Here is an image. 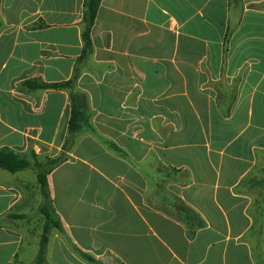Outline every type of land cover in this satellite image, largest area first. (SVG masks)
I'll list each match as a JSON object with an SVG mask.
<instances>
[{
    "label": "crops",
    "instance_id": "1",
    "mask_svg": "<svg viewBox=\"0 0 264 264\" xmlns=\"http://www.w3.org/2000/svg\"><path fill=\"white\" fill-rule=\"evenodd\" d=\"M85 3L0 0V148L60 155L72 92L88 117L48 262L264 264V0H102L82 59ZM32 182L0 167V264L38 254Z\"/></svg>",
    "mask_w": 264,
    "mask_h": 264
},
{
    "label": "trees",
    "instance_id": "2",
    "mask_svg": "<svg viewBox=\"0 0 264 264\" xmlns=\"http://www.w3.org/2000/svg\"><path fill=\"white\" fill-rule=\"evenodd\" d=\"M102 0H86L84 10V29L83 40L84 48L81 58L87 57L92 52V39L91 28L94 24L98 8ZM79 70L76 68L72 79L60 81V82H35L33 80H26V84L35 85L40 87H73L75 85L76 78L78 77ZM79 95L77 92H72V116L70 119L69 132L70 135L64 143L63 151L56 157H46L45 161L36 159L35 162H31L26 154L18 153L14 149L9 147L0 148V167L9 171L15 172L26 168H34L37 171L38 181L42 188L44 202L41 206V213L44 216V223L42 233L40 235L39 250L34 261V264H47L46 253L48 249V243L50 239V231L53 227L63 229L62 221L59 214L56 212L52 205L51 193L49 189L47 175L57 165H59L64 159L67 158V150L74 143L77 133L81 130L83 124L87 123L88 117L86 110L76 103V98ZM32 155L37 158V154L32 152ZM93 259L92 257H89Z\"/></svg>",
    "mask_w": 264,
    "mask_h": 264
},
{
    "label": "rangeland",
    "instance_id": "3",
    "mask_svg": "<svg viewBox=\"0 0 264 264\" xmlns=\"http://www.w3.org/2000/svg\"><path fill=\"white\" fill-rule=\"evenodd\" d=\"M36 157L37 158H35V156L32 155L31 153L28 154V158L31 160V162H35L36 159H39L42 161L46 160L45 159L46 157H42V156H40V157L36 156ZM30 169L35 174H37V171L34 168L30 167ZM28 187H29V189H28V204H26V205L28 206L29 210L32 209V211L30 212L31 219L29 218L27 220V223H28L29 227L32 229V232H31L33 234L32 238L34 239L37 236L38 240L40 242V233H42V232H40L39 230L42 231V225L44 222V216L41 213V206L44 202V196H43L42 188L40 186L39 181L37 183L32 182V185L29 184ZM36 224H38V226H40V228H35ZM37 229H39V230H37ZM53 231L62 232V234L66 237V234L63 231V229H60L58 227H53V228H51L50 235L52 234ZM34 261L33 260H26V261L18 260L16 263H13V264H34ZM93 262L97 263V264H102L97 260H94ZM47 264H51V263L48 262V260H47Z\"/></svg>",
    "mask_w": 264,
    "mask_h": 264
}]
</instances>
